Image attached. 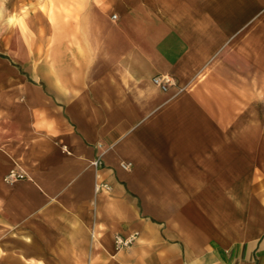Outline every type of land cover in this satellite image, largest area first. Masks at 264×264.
<instances>
[{
	"label": "crops",
	"instance_id": "crops-1",
	"mask_svg": "<svg viewBox=\"0 0 264 264\" xmlns=\"http://www.w3.org/2000/svg\"><path fill=\"white\" fill-rule=\"evenodd\" d=\"M51 2L0 91V264H264V0Z\"/></svg>",
	"mask_w": 264,
	"mask_h": 264
},
{
	"label": "rangeland",
	"instance_id": "rangeland-1",
	"mask_svg": "<svg viewBox=\"0 0 264 264\" xmlns=\"http://www.w3.org/2000/svg\"><path fill=\"white\" fill-rule=\"evenodd\" d=\"M52 7L51 0H0V91H14L7 86L14 87L15 79L9 78L17 70L18 57H31L32 46L46 38Z\"/></svg>",
	"mask_w": 264,
	"mask_h": 264
},
{
	"label": "built area",
	"instance_id": "built-area-1",
	"mask_svg": "<svg viewBox=\"0 0 264 264\" xmlns=\"http://www.w3.org/2000/svg\"><path fill=\"white\" fill-rule=\"evenodd\" d=\"M115 17V15L113 16V18ZM152 82L153 84H155L156 86H158L159 88H161L162 90H167V88L174 84L173 79L170 76H166V75H155L152 78ZM65 148V147H64ZM92 165L96 168V170L100 169L102 166V159L101 156H98L96 159H94L92 161ZM132 166V164L130 162H121V167L125 170L130 169ZM23 174L18 172L16 169H10L7 174L4 176V181L8 184H13L14 182H16L18 179L22 178ZM111 186L99 179V176L97 175V179L95 182V192L99 193L102 190H110ZM138 234L135 233H131L127 236H123L121 234H116L114 236V244H115V248L116 250H121L124 248H127L129 246H131L137 239Z\"/></svg>",
	"mask_w": 264,
	"mask_h": 264
},
{
	"label": "clouds",
	"instance_id": "clouds-1",
	"mask_svg": "<svg viewBox=\"0 0 264 264\" xmlns=\"http://www.w3.org/2000/svg\"><path fill=\"white\" fill-rule=\"evenodd\" d=\"M12 21L11 20H9V23H11Z\"/></svg>",
	"mask_w": 264,
	"mask_h": 264
},
{
	"label": "bare ground",
	"instance_id": "bare-ground-1",
	"mask_svg": "<svg viewBox=\"0 0 264 264\" xmlns=\"http://www.w3.org/2000/svg\"><path fill=\"white\" fill-rule=\"evenodd\" d=\"M12 19H13V18H12ZM12 19H11V20H12Z\"/></svg>",
	"mask_w": 264,
	"mask_h": 264
}]
</instances>
